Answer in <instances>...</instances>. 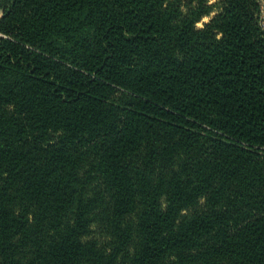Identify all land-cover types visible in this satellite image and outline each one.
Here are the masks:
<instances>
[{
  "label": "trees",
  "instance_id": "obj_1",
  "mask_svg": "<svg viewBox=\"0 0 264 264\" xmlns=\"http://www.w3.org/2000/svg\"><path fill=\"white\" fill-rule=\"evenodd\" d=\"M0 264H264L260 0H0Z\"/></svg>",
  "mask_w": 264,
  "mask_h": 264
},
{
  "label": "crops",
  "instance_id": "obj_2",
  "mask_svg": "<svg viewBox=\"0 0 264 264\" xmlns=\"http://www.w3.org/2000/svg\"><path fill=\"white\" fill-rule=\"evenodd\" d=\"M260 4H261L262 16H263V26H264V0H260Z\"/></svg>",
  "mask_w": 264,
  "mask_h": 264
},
{
  "label": "rangeland",
  "instance_id": "obj_3",
  "mask_svg": "<svg viewBox=\"0 0 264 264\" xmlns=\"http://www.w3.org/2000/svg\"><path fill=\"white\" fill-rule=\"evenodd\" d=\"M207 18H204L201 22H205ZM198 27H200V23L197 24Z\"/></svg>",
  "mask_w": 264,
  "mask_h": 264
}]
</instances>
